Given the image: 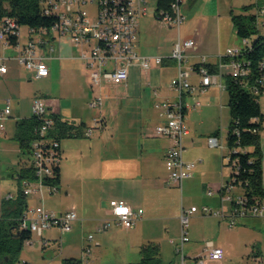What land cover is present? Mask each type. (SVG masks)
<instances>
[{"label": "crops", "instance_id": "crops-1", "mask_svg": "<svg viewBox=\"0 0 264 264\" xmlns=\"http://www.w3.org/2000/svg\"><path fill=\"white\" fill-rule=\"evenodd\" d=\"M157 1L158 0H156L154 11L150 13L151 9L148 5V0H146L147 9L145 13L138 18L137 38L138 34L143 33L145 29H147V31L145 35H143V52L141 49L138 50V46L136 45L137 52L140 55L154 54L164 57V61L161 65L162 68H168L171 71L169 87L172 89L170 85L171 81L177 75V65L175 60L171 57L174 43L178 35L182 38L195 39L196 44L189 52V57L194 58V60L190 63H188V60L186 64L183 65V69H189L191 64L198 62L199 55H205L207 62L216 66V71L219 75L216 84L209 86L202 93L194 92L187 94L185 96V101L194 102L196 99L200 100L201 105L195 109V111L200 110L201 116L214 107L221 108L223 105V91L226 90V77L229 75V66L223 64L220 66V69H218L216 63L218 62L219 54H224L225 51L223 52V50L220 49L219 44L216 46L204 38L203 30L201 29L203 17H201V13H198V9L193 10L189 15L191 20H196L197 22V27H195L191 36L187 35L183 37L180 27L178 30L173 25H165L160 22L163 27L174 29L175 32L169 34L170 31L167 30L164 43L159 42L156 45L145 43L144 41L149 38L148 30H150V28L147 27L149 26L148 23L156 22L155 13L158 6ZM201 1L202 0H199L200 3ZM217 1L218 0H216V2ZM219 16L220 14L215 11L212 14V17L216 19H219ZM52 43H54V49L47 52V65L48 62L60 58L65 60L75 59L79 62L81 69L87 72L86 75H89V68L79 58V47L72 44L68 35H59L58 40L52 37ZM68 47L72 48V51H70ZM7 49H11L9 50L11 51L9 54L4 53ZM149 51H151V54H145ZM18 52L19 49L17 47H11L9 45L1 47L0 65L3 63L5 64V60L8 59L17 62L16 55ZM130 66H138L140 70L145 73L140 67L139 60L134 59L128 66V78L126 81L129 80ZM155 66L156 65H153L152 67ZM147 71V75L150 74ZM132 72L131 74L134 75L135 72ZM12 74L13 71L9 72L8 68L6 72H0V84L8 85L14 78ZM49 76L50 68L48 76L41 78L45 80L48 79ZM27 77L28 79H37L29 72ZM188 79L194 84L199 83V77L194 73H190ZM126 81L120 85H106L116 87L124 86L127 89L128 84ZM154 89L157 90L156 93H154ZM11 92L15 95L12 99L7 97L10 100V105L13 100L11 113L8 115L9 118L6 119L5 125L3 124L4 128L0 129V213L1 201L6 198L13 199L16 196L19 186L17 175L20 167L23 164H29V160H26L22 156L23 152L19 148L17 140L14 138V132L18 119L31 116L32 99L35 96H41L44 98L45 102L48 103L49 108H52L51 105L53 104L56 105L57 108L53 107L55 113L61 115L63 119L73 122L75 126L80 122H84L82 129L78 130V133H80L79 135L67 136L59 139L61 159L59 162L57 192L49 193L47 190L44 189L42 191L41 189L40 191H42L43 194H41L39 198L42 199L44 204H35L43 206L46 204L44 207L56 214H63L68 210H74L76 213V219L73 222L71 231L63 233L58 227L53 226L43 230L41 235L37 234L36 241L41 244L40 246H48L50 243L49 241L52 239L60 240V247L57 252H47V264H61L62 260L65 258L77 259L80 261V264H82L81 261L84 256L83 248L86 245H90L92 250L91 243L100 245L99 240L95 238V236V240L88 241L86 239L87 235L84 233L87 232L88 234L91 230L96 231L100 221L104 217L109 216L108 203L111 199L123 201L133 208H142L141 217L132 227L128 228V232L132 234V243L139 247V249L142 244L148 241L155 242L154 239H156L157 236H153V234L158 230V225L160 223L164 221L168 222L169 220H179L180 209L184 207L182 198L180 204L173 201L171 205L167 200L170 197V193H172V196H175V192H177L176 189H174L177 186L165 184L167 171L164 165L163 155L168 147V139L165 136L157 135L154 131L155 126L163 122V118L159 115V110L155 107V103L161 100L175 99L177 93L174 90L173 94H169L160 92L158 88L152 87L150 92L152 104L142 105L140 103L137 105L139 112L136 124L130 117H125L124 115L117 116V113L120 112L116 111L114 112V115L117 116L116 119L106 121L101 118L103 124L99 126L100 128L97 127L100 131L91 136L94 132L92 131L88 138L82 135L88 123L84 121L78 111L66 110L60 106L58 107V100H50L48 96L41 93L29 94L28 97H26L18 92ZM4 95L5 94L0 93V111L4 107L5 100L7 99ZM131 99L132 98H129V100ZM25 102H28L29 107L26 106ZM120 107L121 109L124 107H127V109L130 108L123 104H121ZM28 111L30 112L29 114ZM190 111L193 112V110H189L185 115V121L189 127V134L184 139L185 149L183 151V159L193 162L194 166L191 169L192 176L183 180L182 186L178 188L181 193L184 187L187 197L200 195V197L206 198L205 201L209 206L213 207H210L212 210H222L228 218L231 215L232 203L228 199L223 198L221 193V187L228 181L231 173L223 158L226 152H220L207 143V137L218 129L214 128V126L207 127V125L204 124V120L192 118L189 114ZM12 116L15 118L10 122V117ZM4 118H6V116L3 117L1 121ZM217 135H219V130ZM209 190L211 194L207 193ZM235 191H237V189L233 192ZM204 193L207 195L206 197H204ZM238 193L237 191L234 195ZM181 194L180 196L183 197L184 194ZM9 195L10 197H8ZM28 197L29 194L27 195V202L29 205ZM192 205L193 204L190 206ZM262 207H264V205H262ZM119 227L124 226L113 222L109 229L103 231V234L114 235L118 232ZM171 239L176 241L174 238ZM43 240H46L47 244L43 245ZM34 242L33 240V244ZM155 243L159 244L161 256L163 244L162 242ZM257 255L259 254L253 256ZM26 261L31 264L28 260Z\"/></svg>", "mask_w": 264, "mask_h": 264}, {"label": "built area", "instance_id": "built-area-1", "mask_svg": "<svg viewBox=\"0 0 264 264\" xmlns=\"http://www.w3.org/2000/svg\"><path fill=\"white\" fill-rule=\"evenodd\" d=\"M96 3V16L93 18L84 8L87 2ZM186 0H171L166 8L156 10V19L165 24L173 25L178 30L185 19L182 13V5ZM255 24L258 32L264 36V0L254 1ZM146 0H47L44 9L45 14L54 13L57 21L50 28L30 29L31 36L26 44H17L19 49L16 55L18 63L36 78L46 77L49 74V67L46 63L47 52L54 49L52 37L54 32L58 35H68L72 44L79 47V58L89 68V77L93 84H123L128 78V66L134 59H138L142 70L147 71L153 65L162 64L164 57L159 55H140L136 50L138 18L146 11ZM18 35V24L5 17L0 23V48L8 46L6 35L8 33ZM244 46L249 45L247 39H242ZM193 38H182L178 35L173 46L171 57L177 65V75L171 81V88L177 93L173 100H161L155 103L159 110V115L163 122L157 124L154 131L157 135H162L168 139L163 160L167 171L166 185L182 186L183 180L192 176L191 169L193 162L183 159L184 139L189 134V127L185 121V115L189 110H195L201 105V101H185V96L194 92H204L209 86L216 84L219 73L211 70L207 64L206 56L199 55L198 62L191 64L189 69L184 70L183 65L189 59L190 50L195 46ZM243 48H227L224 54H219L218 69L223 64L229 66V75L240 83H243L253 94H264V57L257 65V72L252 77L251 72H246L245 60L242 56ZM7 67L3 63L0 65V72H6ZM190 73L199 77V83L194 84L189 81ZM250 77L251 80H250ZM249 79V80H248ZM157 90L154 89V93ZM102 98L94 97L89 102V106L97 109L101 105ZM32 115L38 119L35 128L36 136L31 142L29 164L34 170L33 180L24 179L22 190L24 194H30L37 190L45 189L49 193L57 192V186L46 182L47 177L54 175L55 166L59 165L60 140L51 136L50 132L54 126L52 114L47 112V105L41 96L32 99ZM11 113L10 100H5V105L0 111V129L4 128L1 119ZM102 125V119L94 117L90 125L85 126L83 135L89 137L94 128ZM219 135L211 134L207 137V143L213 147L221 148ZM228 150V149H227ZM226 165L233 174L221 187L223 198L232 203L231 215H227L222 210H212L207 205L200 208L192 205L188 208L181 207L179 214L180 234L178 243H175V252L178 256V264H206L208 260H222L225 251L220 246H215L211 241H207L203 250L195 256L184 254V243L188 238V222L192 214L201 212L202 214L216 215L227 219L230 226H233L238 216L248 214L264 217V207L259 203L247 204L246 196L241 190L239 182H235V175L239 171V160L231 157L228 152L223 155ZM240 191L234 195V190ZM211 194V191H207ZM10 197V195L8 196ZM109 216L104 217L98 224L96 231L103 232L110 228L114 222L125 228L132 227L141 217L142 208H133L129 204L111 199L108 203ZM229 216V215H228ZM76 219L74 210H68L63 214L45 208L43 205H28L23 212L20 227L36 232L38 235L42 231L56 226L63 233L72 229ZM88 241L94 240L93 232L87 234ZM47 244L46 240L42 241ZM23 245L32 246L33 240L27 238ZM91 247L86 245L83 248L82 264H88L91 256ZM16 264H29L26 260L20 259ZM251 264H264V255L252 257Z\"/></svg>", "mask_w": 264, "mask_h": 264}, {"label": "rangeland", "instance_id": "rangeland-1", "mask_svg": "<svg viewBox=\"0 0 264 264\" xmlns=\"http://www.w3.org/2000/svg\"><path fill=\"white\" fill-rule=\"evenodd\" d=\"M254 1L255 0H218L216 2V0H202L200 3L199 0H196L195 2L190 3L187 0L182 5V13L185 15V20L180 26L182 36H191L193 34L195 27H197V22L196 20H191L189 15L193 10L198 9V13H201L200 15L203 17L201 29L203 30L204 38L206 40L216 46L219 44L220 49L223 50V52L227 47L242 48L244 43L237 35L229 12L232 10L233 14H253L255 9L250 5ZM148 5L151 9L150 13H152L156 6V0H148ZM245 6L248 7L244 9ZM84 8L87 9L90 16L95 18L96 3L89 1L85 4ZM214 11L220 14L219 19L212 17ZM155 21L156 22L148 23L149 26L147 27L150 28V30H148L149 38L144 41L145 43L154 45L159 42L164 43V37L167 35V30L170 31L169 34L175 32L174 29L163 27L157 19ZM146 31L147 29H145L143 33L138 34L137 38L138 50L141 49L142 52L143 35H145ZM54 36L58 40L59 35L57 32H54ZM28 40V27L26 25H21L19 28V42L22 45L26 44ZM68 49L72 51V48L68 47ZM9 50L11 49H7V51L5 50L4 53L9 54L11 52ZM145 54H151V51L146 52ZM188 60V63H190L194 58L189 57ZM5 64L9 69V72L13 71L12 75H14V78L8 85L0 84V93L5 94V98H14L13 96L15 95L11 91H14L15 93L18 92L26 97H28L29 94L41 93L48 96L50 100H58V107L60 106L66 110L78 111L84 121L88 123L87 125L92 123L94 117L110 121V119H116L118 115L130 117V119L136 124L139 112L137 105L140 103L142 105L152 104V99L150 97L152 87L158 88L160 92L173 94V90L169 87L171 71L168 68H162L161 64L151 67L147 71L150 73L148 74L149 76L146 71L143 73L138 66H130L129 80L126 81L128 84L127 89L124 86L116 87L106 84H93L89 75H86L87 72L81 69L79 62L75 59L65 60L60 58L48 62L50 76L45 80L42 78L28 79L27 70L18 64V61L14 62V60L11 61L8 59L5 60ZM132 71L135 72L134 75L131 74ZM99 96L102 98L101 106L97 109L90 107L89 102L91 99ZM256 96L260 110L262 114H264V94H258ZM129 98L132 99L129 100ZM227 101L228 93L224 90L222 96L223 105L221 108L214 107L209 112L203 114V116H201L202 114L200 110H193V112L190 111L189 113L192 118L204 120V124L207 125V127L214 126V128L219 130L218 137L222 146L221 148L216 146L214 149L223 153L226 152L225 154L228 152L225 138L228 124L230 122V110ZM12 103L13 100L11 101V105ZM25 104L29 107L28 102H25ZM46 104L47 112L50 114L55 113L53 107L57 108V106L53 104L51 105L52 108H49L47 102ZM121 104L129 106L130 108L127 109V107H124L121 109ZM116 111L120 112L117 113V116L114 115V112ZM29 113L30 112L28 111V114ZM8 118L9 116L4 118L1 122L5 125L6 119ZM14 118L15 117L13 116L10 117V122L13 121ZM99 128H94V132L91 136L100 131ZM83 136L86 137L85 135ZM260 148L262 152V167H264V128L260 131ZM22 156L26 160L29 158V155L26 152H23ZM174 189L177 191L175 192L176 195L172 196V193H170V197L167 199L171 205L173 201L180 204L182 198L184 207H189L191 204L197 208H200L203 205L209 206L205 201L206 198H202L200 195L187 197L185 195L186 191L184 187L183 192H181L184 194L183 197L180 196L181 193L178 187H175ZM43 190L44 189H42V191ZM42 191L37 190L36 192L29 194V205L36 206L35 204H44L42 199L39 198L41 194H43ZM235 192H232V194H235ZM206 196L207 195L204 197ZM262 205H264V198H262ZM158 226V230L153 236H157L156 239H154L155 242H162L163 244H161V258L163 264H178V256L175 252L176 244L170 242V239L174 238L176 240L175 242L178 243V237L180 234L179 220L164 221ZM119 228L118 232L114 235H104V232L90 231L93 232L95 238L99 240L100 245L91 243L92 252L89 264H139V247L132 243V234L128 232V228ZM187 230L189 240L184 243L185 255L195 256L196 254H199L203 250L207 241H211L215 246H221L224 249L225 256L222 260H208L206 264H251L253 255H264V217L252 214L238 216L236 218V223L233 226H230L227 219H223L216 215L196 212L190 216ZM84 234L87 235V232ZM31 239L35 241L33 246L29 247L23 245L19 254L20 259L28 260L31 264H47V252H57L59 250V239L50 240L48 246H40L41 244L36 241V232H32Z\"/></svg>", "mask_w": 264, "mask_h": 264}, {"label": "trees", "instance_id": "trees-1", "mask_svg": "<svg viewBox=\"0 0 264 264\" xmlns=\"http://www.w3.org/2000/svg\"><path fill=\"white\" fill-rule=\"evenodd\" d=\"M170 1L158 0L157 9L166 8ZM195 1L188 0L190 3ZM254 5L253 2L250 6L254 7ZM46 6L47 0H0V23L5 17H8L14 20L19 28L21 25H26L28 31L30 29H48L57 21V15L54 13L45 14ZM247 7L245 6L244 9ZM230 16L237 35L249 42V45L242 47V56L253 77L257 72L259 60L264 57V36L256 28L254 12L253 14H233L230 10ZM30 36L31 32L29 31ZM6 38L11 47H16L19 43L18 35L12 32L8 33ZM207 66L216 71L215 65L209 63ZM226 90L230 122L225 144L228 154L231 157H237L239 160V171L234 174L235 182H239L241 190L246 196L247 204L259 203L262 205L264 167H262L260 131L264 128V114L260 110L256 94L250 92L243 83L230 75L226 77ZM52 117L54 126L50 134L58 139L79 135L78 130L82 129L84 125V122H80L75 126L73 122L63 119L61 115L56 113H52ZM38 122V119L32 114L16 121L14 138L22 152L29 153L31 142L36 136L35 128ZM212 134L217 135L218 130ZM232 174L233 171H231L229 178ZM35 177L32 166L28 163L23 164L17 175L19 186L16 196L13 199L6 198L1 201L0 264H16L20 260L19 254L23 247V241L31 238L32 232L20 227L23 212L28 206L27 194L23 193L20 185L24 179L33 180ZM46 179V182L57 186L59 165L55 166L54 175ZM139 253V264H163L159 244L155 242L148 241L142 244ZM61 264H80V261L74 258H65Z\"/></svg>", "mask_w": 264, "mask_h": 264}, {"label": "bare ground", "instance_id": "bare-ground-1", "mask_svg": "<svg viewBox=\"0 0 264 264\" xmlns=\"http://www.w3.org/2000/svg\"><path fill=\"white\" fill-rule=\"evenodd\" d=\"M245 66H246V72H250L249 67L246 64H245Z\"/></svg>", "mask_w": 264, "mask_h": 264}]
</instances>
